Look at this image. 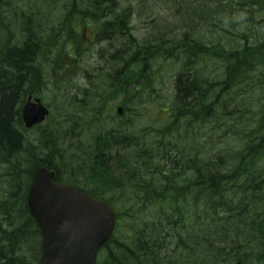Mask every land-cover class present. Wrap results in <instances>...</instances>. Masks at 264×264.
I'll use <instances>...</instances> for the list:
<instances>
[{
    "label": "trees",
    "instance_id": "obj_1",
    "mask_svg": "<svg viewBox=\"0 0 264 264\" xmlns=\"http://www.w3.org/2000/svg\"><path fill=\"white\" fill-rule=\"evenodd\" d=\"M219 1L218 7L224 3ZM198 2L207 6V0ZM243 2L264 11V0ZM89 3L90 10L79 12L72 2L63 27L75 26L76 16L98 23L90 45L107 43L100 50L104 64L85 74L89 86L80 88L82 95L65 97L63 107L69 110L64 120L39 131L35 139L29 132L38 125L25 128L21 109L30 91L43 93L44 68L38 60L46 48L42 44L36 50L31 40L24 48L10 44L1 59L0 164L6 188L4 194L0 191V264L42 263L41 230L26 202L37 169L48 164L56 180L109 202L117 212L116 229L119 203L138 206V212L151 204L165 205L155 217L156 228L134 227L129 244L120 240L125 238L116 244L114 234L96 264H264V40L229 48L184 32L140 41L129 27L131 7L119 12L115 0ZM112 12L119 13L109 20ZM167 61L177 67L168 73L173 95L163 111L192 130L191 125L207 120L213 124L216 131L201 144L189 128L185 137L192 140L182 146L171 139L181 130L162 132L153 144L127 125L132 119L125 113L139 116L143 108L136 111L135 104L145 106L155 97L156 77ZM71 66L69 60L56 62L55 70L69 76ZM214 73L216 79H210ZM118 100L122 115L108 105ZM210 137L217 142L207 149ZM157 161L172 166L157 172L155 181ZM163 225L174 236L165 235Z\"/></svg>",
    "mask_w": 264,
    "mask_h": 264
},
{
    "label": "rangeland",
    "instance_id": "obj_2",
    "mask_svg": "<svg viewBox=\"0 0 264 264\" xmlns=\"http://www.w3.org/2000/svg\"><path fill=\"white\" fill-rule=\"evenodd\" d=\"M115 1L119 5V12L127 7H131L129 8L132 12L130 28H132L131 31L140 41L154 39L162 35L181 36L184 32L193 34L208 43L222 42L229 48L239 47L245 43V40L250 44H256L258 41L264 40V11L260 7H250L249 3H244L243 0H223L224 3L219 7V0H207V6L205 7H202L198 0ZM72 2L76 4V9L79 12L90 10L89 0H5L4 14L0 27L7 28L6 34L9 37L10 44H17L24 39L25 21H27V28L32 29L33 26L37 29L42 26V44L46 50L51 49L49 47L50 38L48 37L50 31L45 30L46 26L48 25L47 28L53 26L54 28L62 29V37L57 40V43L60 44L57 50L52 53L45 50L47 53H44L42 56V67L44 68L45 78L42 101L49 108L50 115L37 128L29 132L33 139L36 138L39 131L49 126H54L56 123L59 124V122L64 120V117L67 116V110H69L63 107L64 102L67 101L65 97L74 94L78 96V93L82 95L80 88H87L89 86V80L85 77V74L90 73L92 70L98 71L99 66L104 64L100 57V50L105 48L107 43L91 44L88 47V43L86 42L93 39V34L98 31V23H93L89 16L87 18L86 16H80V18L76 16L75 26L66 23L63 27V23L66 22L67 16H69V7L72 5ZM118 13H110L108 19H115L117 17L115 14ZM118 22L123 25L126 23V20L120 19ZM68 31L71 33V44H76V39L80 43L77 48L79 49V54L73 48L69 49L70 43L68 44V39L63 34H67ZM37 33L40 34V32ZM68 60L72 62L70 75L65 76L62 72H56L55 63L62 64ZM175 67H177V64H172L170 61L165 62L166 70L160 71L156 77L155 97L152 100L149 99L145 106L140 107L135 104L134 110L137 111L143 108L139 116H134L133 111L125 113L128 119H132L127 125L131 124L129 128H131V133L133 134L145 133L148 143L157 142V136L162 132L172 133L174 130H181L179 137L178 135H174L171 139H177L182 146L185 143L189 144L192 140L185 137L187 130L185 128H189L191 133L192 131L195 132L197 140L201 144L216 131V129L213 130V124L207 120L201 126L191 125L194 128L192 130V128L186 126L184 123H180L179 121L173 122V118L168 117L165 111H163L166 104L170 103V97L173 95V78L168 73L172 68L173 72H175ZM154 70H157V68H154ZM217 75L214 73L210 79L214 77L216 79ZM157 99V103L153 104L152 101H156ZM119 102L120 100L111 101L108 105L116 107L120 105L118 104ZM159 106H162V110L159 109ZM113 113L116 115V112L113 111ZM111 119L113 124L117 122L115 118ZM125 120L126 118L123 119V121ZM217 134L221 135L222 133L220 131ZM215 142H217L216 139L213 140L210 137L207 149H210ZM157 163V167L154 168V171H157L154 174L152 173L155 181L159 180L156 176L157 172L162 173L164 169H169L172 166L170 162L157 161ZM3 173L4 167L0 164V191L4 194L6 184ZM118 194L116 192L114 196L118 197ZM3 196L0 194V199ZM125 198H128L127 194ZM151 205L152 207L150 208L142 207V211L138 212L140 207L133 205V208H131V203L129 202L118 204L119 209H122V215L119 220V227L115 232L116 244L121 243L120 240L127 241L129 244L128 239L136 233L134 227L142 229L143 226L145 228L149 225V227L154 226L156 228L159 225L155 217H159V212L164 213L165 205ZM131 216L133 217L131 218ZM191 217L195 218V215H191ZM164 227L166 228L162 232L165 235L174 236L175 233L171 228ZM119 238L125 239L119 240ZM167 239L170 241L171 237ZM175 242H177L176 238ZM102 253L104 252L102 251ZM100 257L98 256V258Z\"/></svg>",
    "mask_w": 264,
    "mask_h": 264
},
{
    "label": "water",
    "instance_id": "obj_3",
    "mask_svg": "<svg viewBox=\"0 0 264 264\" xmlns=\"http://www.w3.org/2000/svg\"><path fill=\"white\" fill-rule=\"evenodd\" d=\"M117 112L122 115L124 108L119 106ZM48 115L40 98H30L22 108L27 128ZM55 178L50 164L39 167L27 195V209L42 233L41 264H95L99 249L115 230L117 213L107 201Z\"/></svg>",
    "mask_w": 264,
    "mask_h": 264
},
{
    "label": "flooded vegetation",
    "instance_id": "obj_4",
    "mask_svg": "<svg viewBox=\"0 0 264 264\" xmlns=\"http://www.w3.org/2000/svg\"><path fill=\"white\" fill-rule=\"evenodd\" d=\"M4 6H5V0H1V3H0V25H1V20H2L3 14H4V10H3ZM24 24H25L24 39L22 40V42L21 41L19 42L20 44L17 43V44H14V46H19L20 48H24L25 46H27L28 40H31V41H33L32 45L36 46V50L39 49V47L41 48L42 42H43V36L41 34V32L43 31L42 26L38 27L39 29L38 28L36 29V27L32 26V29H31V28H27V21H25ZM47 27H48V25L46 26L45 30L47 29L48 31H50V34L48 37L50 38L51 49H47L46 51L52 53L53 51L57 50V43L55 41L56 35H57V28H54L53 26H51V28H47ZM37 32H40V34ZM6 33H7V28L0 27V62H1V59H3L5 53L10 49V40L7 37ZM37 54H38V51H37ZM38 56H39V54H38ZM38 61L40 63H42V59H39ZM0 67H2V66L0 65ZM35 95L36 94L33 92V90L30 91V93L27 97V100L31 96L33 98H35Z\"/></svg>",
    "mask_w": 264,
    "mask_h": 264
}]
</instances>
